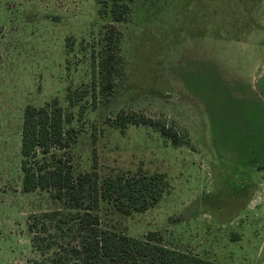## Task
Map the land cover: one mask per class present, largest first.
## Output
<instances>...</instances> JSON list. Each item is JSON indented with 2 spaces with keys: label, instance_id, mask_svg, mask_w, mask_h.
Wrapping results in <instances>:
<instances>
[{
  "label": "rangeland",
  "instance_id": "obj_1",
  "mask_svg": "<svg viewBox=\"0 0 264 264\" xmlns=\"http://www.w3.org/2000/svg\"><path fill=\"white\" fill-rule=\"evenodd\" d=\"M110 7L0 0V264H36L58 250L74 264L83 210L119 235L154 232L220 264H264V0H133L120 23ZM107 24L121 34L120 61L110 95L97 91L94 106ZM55 100L77 132L57 152L72 156L75 177L96 171L101 188L106 177L164 174L161 201L128 215L95 205L89 185L79 209L52 189L24 192V110ZM121 110L154 125L122 133L107 123Z\"/></svg>",
  "mask_w": 264,
  "mask_h": 264
},
{
  "label": "trees",
  "instance_id": "obj_2",
  "mask_svg": "<svg viewBox=\"0 0 264 264\" xmlns=\"http://www.w3.org/2000/svg\"><path fill=\"white\" fill-rule=\"evenodd\" d=\"M110 16L112 21L120 23L126 20L133 0H110ZM121 34L114 24L104 26L103 38L105 47L102 50L98 68H94L92 76V94L94 106L97 105V91L109 96L115 83L120 61ZM108 124L122 133L130 125L153 126V120L142 114L121 110ZM161 133L166 134L165 126ZM77 132L66 127L65 114L55 100L42 107L27 106L23 114L21 131L22 155V188L26 193L40 190L55 192L57 199L66 200L72 207H83L86 199L87 185L93 189V203L99 200L113 202L117 211L122 214L144 213L157 205L168 186L166 175H118L106 177L103 186L98 184V173L73 174L72 156L67 158L57 152L64 151ZM173 142L178 143L176 134H172ZM42 155L43 163L38 160ZM82 210V209H81ZM51 215V214H50ZM78 229L82 234L73 248L77 259L74 264H220L200 258L196 255L164 246L157 240L156 233L146 238H135L119 235L100 226V217L92 212H79ZM35 226L30 230L34 232ZM39 237H33L37 245ZM37 247V246H36ZM65 248V247H64ZM63 249V245L61 246ZM64 250L55 252L53 258L36 264H71L63 256ZM73 257V254H71Z\"/></svg>",
  "mask_w": 264,
  "mask_h": 264
}]
</instances>
